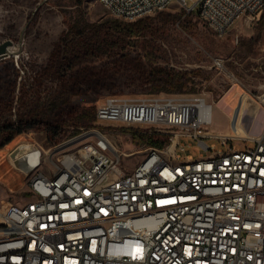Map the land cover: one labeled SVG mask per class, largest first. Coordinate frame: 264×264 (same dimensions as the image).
I'll return each mask as SVG.
<instances>
[{"label": "built area", "instance_id": "1", "mask_svg": "<svg viewBox=\"0 0 264 264\" xmlns=\"http://www.w3.org/2000/svg\"><path fill=\"white\" fill-rule=\"evenodd\" d=\"M191 1L100 3L126 22L177 4L220 38L264 13V0ZM214 67L222 69L224 60L215 58ZM97 121L50 151L36 144L16 160L28 174L29 198L0 206V264H264V129L252 137L213 134L206 129L213 103L183 94L110 97ZM126 128L167 134L170 143L127 152ZM185 136L208 156L183 164L177 152ZM206 138L223 147L214 151ZM236 141L254 144L241 148ZM140 153L145 158L128 171L126 160ZM45 161L51 176L41 171Z\"/></svg>", "mask_w": 264, "mask_h": 264}, {"label": "rangeland", "instance_id": "2", "mask_svg": "<svg viewBox=\"0 0 264 264\" xmlns=\"http://www.w3.org/2000/svg\"><path fill=\"white\" fill-rule=\"evenodd\" d=\"M188 2L193 4L191 0ZM75 10L67 0H0V45L12 42L0 56V102L7 99L12 91L18 100L23 85L31 84L30 81L36 82L38 76L48 69L51 52L67 31ZM83 11L90 22L120 20L112 17L100 0H86ZM163 13L179 14L182 20L191 21L189 30L181 28L180 23L172 25L159 63L182 71H201L197 79V92L183 95H200L207 102L213 103V122L206 129L217 135L259 136L264 129V29H260V22L244 18L226 37L220 38L195 15H188L177 4ZM258 38L259 43H251ZM218 57L224 60L222 69L214 67V59ZM12 63L20 72L15 86L9 69ZM93 67L78 75L86 92L84 96L76 98L73 105L81 107L83 104H95L98 108L110 97L141 99L156 95L147 83L150 68L141 50L129 47L99 60ZM36 84L37 87L41 86L38 81ZM30 89L33 92V88ZM236 110L239 113L234 128ZM64 116L68 121L69 115ZM51 120L26 129L13 143L0 150V206L8 201L23 203L29 198L26 197L29 193L28 174L16 166L17 159L22 158L36 144L50 151L59 143L71 139L69 134L73 129L64 126L61 116ZM49 125L59 127L60 137L50 140ZM97 125H100L98 121L90 128ZM103 128L112 138L115 137L109 125ZM123 135L125 151L132 152L144 147L138 146L130 134V137L127 133ZM205 142L208 147L215 145L214 151L223 147L219 140L206 138ZM180 143L185 148L183 151L179 149L177 154L183 162L189 156L196 159L209 154L194 137H181ZM235 143L241 148L254 144L252 141ZM144 158L145 154L140 153L127 159L126 169L131 171ZM41 171L51 176L54 169L50 162L45 161Z\"/></svg>", "mask_w": 264, "mask_h": 264}, {"label": "trees", "instance_id": "3", "mask_svg": "<svg viewBox=\"0 0 264 264\" xmlns=\"http://www.w3.org/2000/svg\"><path fill=\"white\" fill-rule=\"evenodd\" d=\"M67 1L76 10L67 31L51 52L48 69L38 76L37 81L41 86L37 87V81H30L31 84L23 85V92L18 100L12 91L7 99L0 102V150L13 143L26 129L48 123L50 118L53 120L61 116L65 121L64 126L73 129L69 138L79 135L82 129L94 126L97 122V106L73 105L74 100L84 96L86 92L78 75L87 68H94L99 60L123 52L129 47L143 52L150 68L147 83L154 94H187L198 90L197 79L201 76V71H182L159 63L172 25L180 23L181 28L189 30L191 21L182 20L179 14L162 12L155 17L148 16L129 23L120 20L90 22L83 11L86 0ZM259 26L261 30L264 29V13ZM255 41L259 43L260 40L254 39L251 43ZM9 67L15 86L20 72L13 63ZM30 88H33V92ZM64 114L69 115L68 121ZM58 128L49 125L50 140L60 137L61 131ZM125 132L130 134L138 146L163 148L170 143V136L167 134H143L138 128H126Z\"/></svg>", "mask_w": 264, "mask_h": 264}, {"label": "bare ground", "instance_id": "4", "mask_svg": "<svg viewBox=\"0 0 264 264\" xmlns=\"http://www.w3.org/2000/svg\"><path fill=\"white\" fill-rule=\"evenodd\" d=\"M220 136L226 137V136H230V135H220ZM183 164H193V158L189 157L186 162H183ZM88 234H96V226H88Z\"/></svg>", "mask_w": 264, "mask_h": 264}, {"label": "water", "instance_id": "5", "mask_svg": "<svg viewBox=\"0 0 264 264\" xmlns=\"http://www.w3.org/2000/svg\"><path fill=\"white\" fill-rule=\"evenodd\" d=\"M11 45H12V42L11 41H7L4 44L0 45V56L4 53V49L7 48L8 46H11ZM237 110H236V113H235V117H234V121L233 122H235V120H236V118L238 116L239 111H237Z\"/></svg>", "mask_w": 264, "mask_h": 264}]
</instances>
